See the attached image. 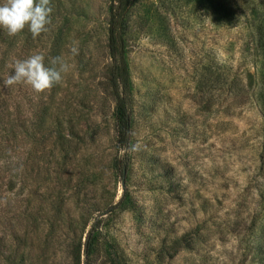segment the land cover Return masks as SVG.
Instances as JSON below:
<instances>
[{
    "label": "rangeland",
    "instance_id": "rangeland-1",
    "mask_svg": "<svg viewBox=\"0 0 264 264\" xmlns=\"http://www.w3.org/2000/svg\"><path fill=\"white\" fill-rule=\"evenodd\" d=\"M110 1L60 0L44 35L0 51V264L10 247L31 264H72L80 244L82 264H264V0L136 1L123 150L106 88ZM34 54L69 65L61 82L5 86Z\"/></svg>",
    "mask_w": 264,
    "mask_h": 264
},
{
    "label": "trees",
    "instance_id": "trees-1",
    "mask_svg": "<svg viewBox=\"0 0 264 264\" xmlns=\"http://www.w3.org/2000/svg\"><path fill=\"white\" fill-rule=\"evenodd\" d=\"M137 0H111L109 6V23H108V50L112 60L111 66L107 70L106 74V88H108L110 94L116 101L115 108V117L117 121V143L118 149L123 150L128 148L132 136L133 128V116H134V97H133V83L131 77V71L128 64V49L126 44V30H127V18L130 14V11L136 4ZM170 1V0H161ZM220 6L225 7L222 3ZM49 6L52 9L50 14V20L53 21L55 12L62 10V4L60 0H50ZM231 13V12H230ZM51 22L47 26L49 30ZM27 35L26 42H34L35 38L32 37L31 33L25 29L23 31ZM257 33V45L262 58L261 65V89H260V101L264 107V16L261 17L256 26ZM45 32L42 33L44 35ZM20 33L16 36H9L5 31L0 30V51L4 49H9L12 51L18 45ZM40 41V40H37ZM29 44V43H28ZM30 46V44H29ZM7 55V53H6ZM215 74V73H214ZM213 75V74H212ZM216 75V74H215ZM206 77L199 83V95L204 98L205 96V87L206 82H209ZM220 83V78L213 76L211 81L212 87ZM233 85V83H232ZM215 89V88H214ZM217 90V89H216ZM205 93V94H204ZM212 97V93L211 96ZM199 103H202L199 101ZM212 104L209 103V107ZM0 150L1 147H0ZM17 178V176H12ZM18 179L16 181L10 179L6 184V192L13 194L18 188ZM23 216L26 213H22ZM20 219L21 215L19 216ZM27 220V219H26ZM36 220V219H34ZM28 223V222H27ZM98 224L94 225V228L90 232L89 239L87 240V256L94 254L95 249L98 246L96 230L98 229ZM52 234V233H51ZM10 242V240H9ZM32 246L25 245L24 248H31ZM82 244L74 246L72 249V264H82ZM10 252L6 258L7 264H31V261L28 260L25 256L26 253L22 252L20 255L17 254V251L12 250V247L9 248ZM90 259V258H89ZM88 259V260H89ZM47 262H42L39 264H46ZM104 264H123L120 261L111 260L108 263Z\"/></svg>",
    "mask_w": 264,
    "mask_h": 264
},
{
    "label": "clouds",
    "instance_id": "clouds-1",
    "mask_svg": "<svg viewBox=\"0 0 264 264\" xmlns=\"http://www.w3.org/2000/svg\"><path fill=\"white\" fill-rule=\"evenodd\" d=\"M49 4L50 0H3L0 2V30L16 36L27 29L33 38L40 36L50 23L52 9ZM72 51L75 53L76 50ZM44 61L40 54L16 61L12 74L4 81L5 86L24 84L40 94L59 84L69 65L61 57L50 61V67Z\"/></svg>",
    "mask_w": 264,
    "mask_h": 264
}]
</instances>
